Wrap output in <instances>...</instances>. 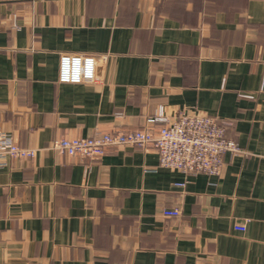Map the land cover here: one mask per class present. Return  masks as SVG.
Returning <instances> with one entry per match:
<instances>
[{
  "label": "crops",
  "instance_id": "1",
  "mask_svg": "<svg viewBox=\"0 0 264 264\" xmlns=\"http://www.w3.org/2000/svg\"><path fill=\"white\" fill-rule=\"evenodd\" d=\"M61 52L107 53L99 81L58 82ZM160 109L215 117L243 152L216 176L152 146L49 147ZM9 140L35 154L0 156V264H264V0H0Z\"/></svg>",
  "mask_w": 264,
  "mask_h": 264
},
{
  "label": "built area",
  "instance_id": "2",
  "mask_svg": "<svg viewBox=\"0 0 264 264\" xmlns=\"http://www.w3.org/2000/svg\"><path fill=\"white\" fill-rule=\"evenodd\" d=\"M106 59L107 53L61 52L57 81L98 82V68ZM147 121L157 123L156 129L113 128L81 137L64 136L53 139L49 147L62 155L99 159L109 147L152 146L158 154V164L162 167L187 174L204 172L216 176L223 165V153L243 152L233 139L225 136V125L208 114L180 110L168 115L160 109ZM34 154L35 149L20 147L13 140L0 144V156L10 159L31 157ZM179 213L178 207L163 209L165 216H177ZM234 227L242 231L245 229L241 224Z\"/></svg>",
  "mask_w": 264,
  "mask_h": 264
}]
</instances>
